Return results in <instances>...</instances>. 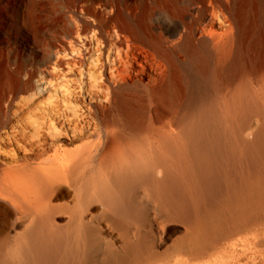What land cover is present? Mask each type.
I'll use <instances>...</instances> for the list:
<instances>
[{
  "label": "bare ground",
  "instance_id": "6f19581e",
  "mask_svg": "<svg viewBox=\"0 0 264 264\" xmlns=\"http://www.w3.org/2000/svg\"><path fill=\"white\" fill-rule=\"evenodd\" d=\"M12 144L0 264H152L171 223L194 255L264 233V0H0Z\"/></svg>",
  "mask_w": 264,
  "mask_h": 264
},
{
  "label": "rangeland",
  "instance_id": "374dc122",
  "mask_svg": "<svg viewBox=\"0 0 264 264\" xmlns=\"http://www.w3.org/2000/svg\"><path fill=\"white\" fill-rule=\"evenodd\" d=\"M15 40L13 35H5L2 37L1 45L3 48H7L8 45L13 47L16 42ZM40 79L42 78L40 77ZM42 84L43 81H39V76H35L32 80L30 90L28 93L24 94V97L25 95L28 96L31 94V92L33 94L38 92V98L36 97L37 101L45 98L47 93L42 92L44 93L42 94L41 88L40 92L38 91L39 89L35 88ZM49 93H51V91ZM42 96L44 97L41 98ZM18 127L22 126L18 124ZM7 146L8 147L0 146V160L9 165L13 163L14 158L21 157L23 151L22 149H18L19 147L16 148L15 144H12V148L10 145ZM259 238L260 240H264V233L257 235L239 234L223 240L215 248L200 255H194L193 251H191L192 243L186 236L184 227L178 223H171L166 227L161 238L156 240V257L152 264L154 262L155 264H264V242H258ZM186 248H188L187 250L189 253ZM183 250L184 252H182Z\"/></svg>",
  "mask_w": 264,
  "mask_h": 264
}]
</instances>
